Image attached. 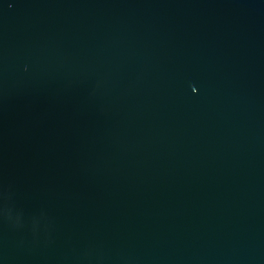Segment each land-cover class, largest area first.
<instances>
[{
    "label": "water",
    "instance_id": "obj_1",
    "mask_svg": "<svg viewBox=\"0 0 264 264\" xmlns=\"http://www.w3.org/2000/svg\"><path fill=\"white\" fill-rule=\"evenodd\" d=\"M0 264H264V0H0Z\"/></svg>",
    "mask_w": 264,
    "mask_h": 264
}]
</instances>
